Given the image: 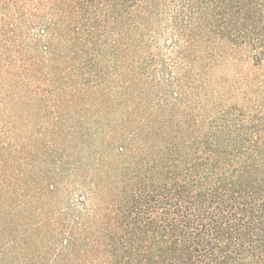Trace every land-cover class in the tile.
<instances>
[{
  "label": "trees",
  "instance_id": "trees-1",
  "mask_svg": "<svg viewBox=\"0 0 264 264\" xmlns=\"http://www.w3.org/2000/svg\"><path fill=\"white\" fill-rule=\"evenodd\" d=\"M0 264H264V0H0Z\"/></svg>",
  "mask_w": 264,
  "mask_h": 264
}]
</instances>
